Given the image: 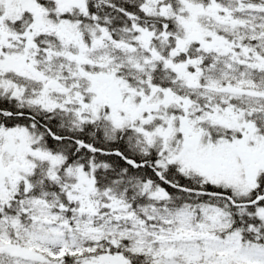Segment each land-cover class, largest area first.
I'll list each match as a JSON object with an SVG mask.
<instances>
[{
  "label": "snow or ice",
  "instance_id": "1",
  "mask_svg": "<svg viewBox=\"0 0 264 264\" xmlns=\"http://www.w3.org/2000/svg\"><path fill=\"white\" fill-rule=\"evenodd\" d=\"M0 264H264V0H0Z\"/></svg>",
  "mask_w": 264,
  "mask_h": 264
}]
</instances>
